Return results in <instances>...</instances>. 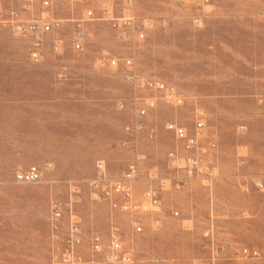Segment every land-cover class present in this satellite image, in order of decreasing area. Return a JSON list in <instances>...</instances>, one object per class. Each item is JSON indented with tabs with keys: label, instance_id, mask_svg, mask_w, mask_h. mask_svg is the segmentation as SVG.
Listing matches in <instances>:
<instances>
[{
	"label": "rangeland",
	"instance_id": "obj_1",
	"mask_svg": "<svg viewBox=\"0 0 264 264\" xmlns=\"http://www.w3.org/2000/svg\"><path fill=\"white\" fill-rule=\"evenodd\" d=\"M112 1L117 13L125 8L124 0ZM106 2L53 0L45 10L64 22V44L55 52L56 35H48L44 61L35 64L28 40L1 23L13 10L22 11L23 1L0 0V264H65L50 208L53 200H69L75 187L79 200L72 208L81 217L85 243L79 252L97 264L108 263L103 253L92 252V237L107 244L114 231L133 264H206L212 245L204 233L211 226L220 250L216 264H264V186L257 185L264 180V0H134L137 15L155 19L144 39L123 37L96 20L87 24L85 48L73 50L69 20L88 8L99 16ZM42 4L35 0L36 16ZM201 13L207 18L198 27L194 16ZM128 56L141 75L186 97L183 106L151 110L138 134L126 130L134 118L127 68L107 60ZM197 114L205 121L202 144L217 145L204 157L217 168L211 186L195 179L163 191L160 226L153 215L130 216L92 198L88 180L96 175L97 160H105L117 179L136 148L147 155L145 174H183L167 158L171 150L186 153L183 142L165 125L176 121L192 133ZM46 162L55 166L43 181L16 180V172ZM145 187L143 181L134 185L137 201ZM134 220L143 224L142 232ZM67 221L66 215L64 226Z\"/></svg>",
	"mask_w": 264,
	"mask_h": 264
},
{
	"label": "built area",
	"instance_id": "obj_2",
	"mask_svg": "<svg viewBox=\"0 0 264 264\" xmlns=\"http://www.w3.org/2000/svg\"><path fill=\"white\" fill-rule=\"evenodd\" d=\"M23 10H13L7 19L1 20L5 26H9L14 33L29 42V58L35 64H41L45 58V49L48 35L55 34L52 46L55 52L62 50L64 41L59 31L64 27V22L58 18L47 15L34 14L35 0H22ZM70 3H77L81 0H67ZM209 0H203L206 4ZM43 9L51 8L53 0H42ZM125 8L117 13L112 0H107L104 9L99 16L93 8H88L81 18L70 19L74 25L73 50L82 51L88 41L89 30L87 24L99 20L108 22L112 28L122 31L123 37L134 40H142L147 36V30L153 26L155 19L148 16H139L135 10L134 0H124ZM24 11H29V15H23ZM33 13V15H32ZM41 13V11H40ZM207 18L206 14L194 16V23L202 27ZM127 29V31L125 30ZM111 67L117 68L121 64L127 68L126 78L133 88L131 98V108L134 112L132 125L126 130L133 134H138L145 129V118L148 113L158 108L160 105L179 107L185 104L186 97L178 90L163 80L154 79L141 75L135 64L133 56H128L122 60L115 57L107 58ZM121 108L124 104L121 103ZM165 128L174 133L177 141L183 142L186 153L178 150H171L167 154L170 164L175 168L184 170L183 174H176L174 177H160L158 171L153 169L147 174L142 168V164L147 160V155L136 148L134 159L128 165L123 175L117 179L110 176L106 161L99 159L96 162V175L88 180L92 190V198L98 201H109L114 209H119L130 216L140 214L153 215L155 226H160L162 214V194L167 190H179L187 181L202 179L208 186L212 185L217 175V168L213 160L204 161L206 155L217 148L216 143L211 142L209 149L202 144L205 134V121L200 114H197L194 131L190 133L188 129L176 121L168 122ZM245 127L240 126L239 131L244 132ZM154 130L151 131V134ZM53 162H46L43 166L32 165L25 170L16 172L15 178L20 183H37L44 179L46 172L54 169ZM140 181L146 184L143 190L141 201L136 200L134 185ZM157 182L158 185H154ZM257 185L262 188L264 180H260ZM79 190L74 188L69 200H53L50 208V221L54 230V238L61 245V263L65 264H97L95 259L84 258L79 249L84 245V231L81 217L72 204L79 200ZM68 213V214H66ZM68 216L67 224L64 226V218ZM136 232L143 231V224L140 220H134ZM65 229L62 232V229ZM205 238L212 245V257L206 264H216L219 256V249L215 248L214 237L215 228L211 226L205 233ZM91 249L93 253H103L108 264H133L134 256L126 250L122 237L114 231L109 242L106 244L99 235H94L91 239Z\"/></svg>",
	"mask_w": 264,
	"mask_h": 264
},
{
	"label": "bare ground",
	"instance_id": "obj_3",
	"mask_svg": "<svg viewBox=\"0 0 264 264\" xmlns=\"http://www.w3.org/2000/svg\"><path fill=\"white\" fill-rule=\"evenodd\" d=\"M40 11H41V10H40ZM48 13H49V12H48L47 10H45V9H44L43 11H41V14H42V15H47ZM134 190H135V188H134ZM142 193H143V192H142ZM135 195L137 196V195H138V192L135 191ZM84 244H85V243H84ZM82 246H83V245H82Z\"/></svg>",
	"mask_w": 264,
	"mask_h": 264
}]
</instances>
